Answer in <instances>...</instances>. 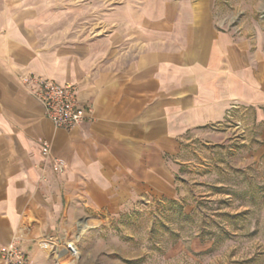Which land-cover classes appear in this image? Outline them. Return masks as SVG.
<instances>
[{
  "label": "crops",
  "instance_id": "obj_1",
  "mask_svg": "<svg viewBox=\"0 0 264 264\" xmlns=\"http://www.w3.org/2000/svg\"><path fill=\"white\" fill-rule=\"evenodd\" d=\"M220 2L0 0V248L19 239L41 264L34 240L82 216L177 201L174 161L189 136L247 112L264 121V46L225 23ZM66 3L78 5L73 20L83 4L105 9H90L95 25L70 26ZM27 73L74 84L87 120L55 127L20 84Z\"/></svg>",
  "mask_w": 264,
  "mask_h": 264
},
{
  "label": "rangeland",
  "instance_id": "obj_2",
  "mask_svg": "<svg viewBox=\"0 0 264 264\" xmlns=\"http://www.w3.org/2000/svg\"><path fill=\"white\" fill-rule=\"evenodd\" d=\"M77 6L63 7L71 13ZM89 6L82 5L79 19L71 13L68 25L99 23L90 9L103 13L105 4ZM218 12L246 35L255 30L264 46V0H221ZM243 117L184 142L174 161L176 204L155 199L116 214L82 216L58 235L74 241L78 258L36 245L41 264H264V121L251 124L249 112ZM82 221L91 225L79 228Z\"/></svg>",
  "mask_w": 264,
  "mask_h": 264
},
{
  "label": "built area",
  "instance_id": "obj_3",
  "mask_svg": "<svg viewBox=\"0 0 264 264\" xmlns=\"http://www.w3.org/2000/svg\"><path fill=\"white\" fill-rule=\"evenodd\" d=\"M22 87L31 94L43 107L45 116L51 123L62 129H70L87 120L89 106L81 105L78 100L77 88L74 84H60L35 73L18 76ZM41 155L49 157L50 151L45 141L41 143ZM51 167L55 173H62L65 162L52 156ZM58 235L42 236L34 240L35 245L44 247L54 256L68 257V260L78 258L74 241L61 242ZM1 264H29L30 257L24 243L14 239L0 248Z\"/></svg>",
  "mask_w": 264,
  "mask_h": 264
},
{
  "label": "trees",
  "instance_id": "obj_4",
  "mask_svg": "<svg viewBox=\"0 0 264 264\" xmlns=\"http://www.w3.org/2000/svg\"><path fill=\"white\" fill-rule=\"evenodd\" d=\"M171 203L176 204L175 200H169Z\"/></svg>",
  "mask_w": 264,
  "mask_h": 264
}]
</instances>
